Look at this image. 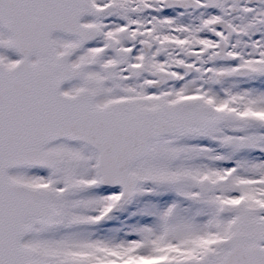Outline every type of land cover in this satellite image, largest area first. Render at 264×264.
Listing matches in <instances>:
<instances>
[{"label":"snow or ice","instance_id":"obj_1","mask_svg":"<svg viewBox=\"0 0 264 264\" xmlns=\"http://www.w3.org/2000/svg\"><path fill=\"white\" fill-rule=\"evenodd\" d=\"M0 264H264V0H0Z\"/></svg>","mask_w":264,"mask_h":264}]
</instances>
